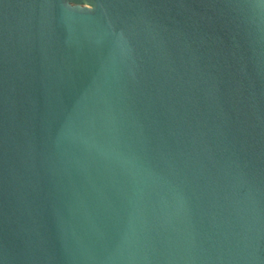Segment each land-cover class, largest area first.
I'll return each mask as SVG.
<instances>
[{
	"label": "water",
	"instance_id": "obj_1",
	"mask_svg": "<svg viewBox=\"0 0 264 264\" xmlns=\"http://www.w3.org/2000/svg\"><path fill=\"white\" fill-rule=\"evenodd\" d=\"M0 264H264V0H0Z\"/></svg>",
	"mask_w": 264,
	"mask_h": 264
}]
</instances>
